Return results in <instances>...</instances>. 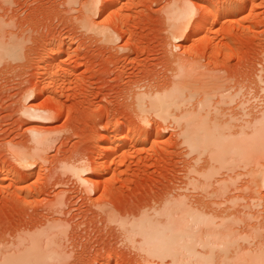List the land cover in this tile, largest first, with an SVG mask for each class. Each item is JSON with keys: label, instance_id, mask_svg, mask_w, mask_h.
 I'll list each match as a JSON object with an SVG mask.
<instances>
[{"label": "rangeland", "instance_id": "1", "mask_svg": "<svg viewBox=\"0 0 264 264\" xmlns=\"http://www.w3.org/2000/svg\"><path fill=\"white\" fill-rule=\"evenodd\" d=\"M87 1L0 0V39L18 41L17 54L0 56V252L14 247L11 242L19 234L63 223L66 240L60 243L68 258L62 264H171L169 258H149L137 242L127 238L118 221L139 218L152 203L154 209L159 204L161 208L170 196L182 193L199 200L204 193L188 186L195 157L188 156L177 124L164 123L154 114L143 117L133 96L142 89L157 92L174 79L171 50L179 45L176 53L189 49L193 62L230 81L233 94L243 90L233 105H226L227 113L251 120L241 116V103L249 99L246 108L260 117L264 111L258 77L264 70V0H98L99 10L117 3L103 16L93 15L108 30V37L81 25ZM176 1L190 3L198 14L201 8L215 15L210 21H217L206 37L189 31L179 43L171 39L166 7ZM47 67L53 69V78L41 94ZM29 107L49 110L53 120L31 118L24 113ZM134 134L141 140L130 148L126 164L118 158L105 177L110 180V174L117 172L121 174L118 181H108L102 193H89L71 168L104 154L100 147L107 146L113 136L119 135L124 143ZM38 135L46 139L40 156L21 165L17 154L21 149L31 152ZM105 161L101 157L100 166ZM237 172L243 174L236 186L241 191L233 188V195H243L245 200L231 213H241L242 221L250 220L249 214L257 217L234 228L251 230L262 223L264 229V188L243 189L249 178L244 170ZM16 173L21 180L10 179ZM221 174L218 179L230 172ZM84 177L95 180L90 172ZM254 192L260 194L255 197ZM250 203L253 208L243 207ZM229 206L213 208L221 211Z\"/></svg>", "mask_w": 264, "mask_h": 264}, {"label": "bare ground", "instance_id": "2", "mask_svg": "<svg viewBox=\"0 0 264 264\" xmlns=\"http://www.w3.org/2000/svg\"><path fill=\"white\" fill-rule=\"evenodd\" d=\"M71 1L70 4H74V1L77 2V0ZM182 2L176 1L166 7L171 39L179 43L187 36L189 31L192 32V35L201 32L206 37L214 27V21H217H210L211 18L214 19L215 15L212 17L211 12L206 14V11L203 9L205 12H202L201 8L198 14L190 3ZM85 4L86 14L81 19V25L83 24L86 29L108 37V30L102 27L103 25L100 23H96L93 17L98 14L103 16L102 13L107 12L110 8H115L117 3L115 5L109 3L107 6H103L101 10L98 8V0H89ZM217 17H220L219 14ZM206 18H209L210 22L208 25L206 24L207 27L204 25V28L202 25L205 24ZM19 45L21 46V44ZM180 48L179 45H176L171 50L174 79H170L171 82L167 86L162 85L163 89H161L162 86H159L161 88L157 92H155L156 90L150 92L151 89L146 92L143 89L141 90L140 87L141 91L136 93L133 99L136 108L143 114V117L144 115L154 114L164 123L172 121L177 124L178 129L181 130L179 136L183 140L182 144L188 148V156L195 157L194 164L189 168L188 174L193 176L189 178L188 186L203 192L204 198L200 197L199 200H196V198L193 200L189 194L180 193L181 195L166 198L165 205L161 203V208H159L160 204L155 209L152 206L154 203L150 206L145 205L147 209L142 215L140 214L141 217L140 215L137 219L134 217V220H128L124 217L125 219L121 218L122 220L118 222L125 230L127 238L137 242L139 248L152 259L166 260L169 258L171 264H264V229H262V223L256 224L257 226L251 225L253 226L251 230L247 227L248 230L245 228L244 231H237L239 228H236V230L234 225L238 224L240 227L243 224L242 222L248 218L242 221L244 218H242L241 213L233 212L234 210L231 213V210L237 207L238 204L240 207L239 201L242 203L245 200L243 195H233L235 190L241 191L240 188H237V183L243 174L237 171L244 170L246 173L244 175L249 178L243 189L256 191L258 187L264 188V171L262 169V163L264 162V111L260 117L257 114L255 117L252 116L254 114L253 110L246 108L251 100L247 99V101L243 100L241 103L242 110H244V114H241V116L243 115L242 118L251 120L244 121L240 117H234L232 114L227 113L224 110L226 105L228 107L231 104L233 105L236 97L239 98L243 90L233 94L230 90L231 87L228 86L230 81L227 78L212 74V71L210 73V71L203 69L199 63L193 62V56L190 57V52H188L189 49L181 52L182 54L176 53ZM16 51H18V41L11 40L4 43L0 39V56L2 58L13 56ZM191 55L193 54L191 53ZM47 68L44 75V85L40 91L41 94L45 93L49 82H52L53 69L51 67ZM258 77L259 83L262 85L261 89L264 91V70L261 71V75ZM159 85L161 84L159 83ZM24 113L35 119L53 120L52 113L49 110L29 107L26 108ZM38 136H35L36 141L33 138L37 146L31 152L27 151L28 149H18L20 151L16 154L19 159L18 163H21V165L24 163V166H26L30 164L28 163L31 162L30 158L40 156L38 154L41 152V147L46 139L45 136ZM139 140L141 139L138 134L132 135L124 143L120 141L119 135L113 136L108 141L107 146L100 147L101 150H105L104 154L97 155L90 162H85L82 167L73 166L71 172L74 173L78 182L80 181L89 193L96 194L103 189L102 186L107 185L108 181H118L121 174L117 172L110 174V180L107 178L105 180V177L108 176L107 174L110 173L111 168L117 163L118 158L122 159V164H126L125 162L130 156V148L139 143ZM101 157L106 158L103 166L99 164ZM86 163H88V166ZM221 171H228L230 175L225 174L226 177L224 176L225 178H220V180L217 176H222V174L220 175ZM89 172L95 175V180L84 177ZM236 172V176L231 175V173ZM9 176L14 181L21 178H19L21 175L18 176L17 173ZM100 192L102 193V191ZM231 192L232 195H230ZM254 193L252 198L255 194V197L260 194V192ZM207 198L215 200L204 202ZM216 199H224L225 202L223 200V202L221 200L219 202ZM225 203H229L231 207H226V210L221 211L214 209L215 206L219 208L221 204L223 206ZM249 205L250 208H253L251 203L243 207L246 208ZM248 216H250V220L252 217H257L250 214L246 217ZM239 219L241 220L240 224ZM60 224H48L44 230L33 232L28 230L30 234L17 235V237H14L15 240L11 242L14 247L6 252H3L5 250L0 252V264H62L68 258V252L66 253L65 247H62L63 242L60 243V240L62 241L66 237L65 225ZM21 233L24 234V232Z\"/></svg>", "mask_w": 264, "mask_h": 264}]
</instances>
